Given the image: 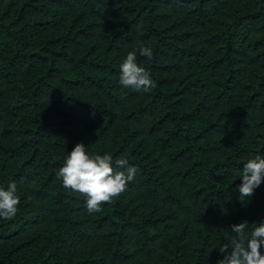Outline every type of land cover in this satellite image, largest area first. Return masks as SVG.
I'll list each match as a JSON object with an SVG mask.
<instances>
[{"label": "trees", "instance_id": "trees-1", "mask_svg": "<svg viewBox=\"0 0 264 264\" xmlns=\"http://www.w3.org/2000/svg\"><path fill=\"white\" fill-rule=\"evenodd\" d=\"M130 51L150 91L119 84ZM78 142L137 169L99 213L57 177ZM257 154L264 0H0V264H217L264 222V182L238 192Z\"/></svg>", "mask_w": 264, "mask_h": 264}, {"label": "clouds", "instance_id": "clouds-1", "mask_svg": "<svg viewBox=\"0 0 264 264\" xmlns=\"http://www.w3.org/2000/svg\"><path fill=\"white\" fill-rule=\"evenodd\" d=\"M140 55L149 59L153 52L150 47L141 45ZM119 84L135 91H150L155 87L150 72L137 63L136 51L127 53L120 64ZM123 169V170H120ZM137 169L130 166L125 158L113 159L110 153H89L83 142H78L65 156L57 177L63 187L86 197L87 211L99 213L105 203L112 202L126 191L127 185L135 179ZM238 187L241 201L254 195L255 189L264 182V156L255 155L244 163ZM20 195L17 184L12 182L7 189L0 187V218L12 219L18 212ZM235 234L230 244L219 248L224 254L217 264H264V222L259 223L249 234L246 221L230 226Z\"/></svg>", "mask_w": 264, "mask_h": 264}]
</instances>
